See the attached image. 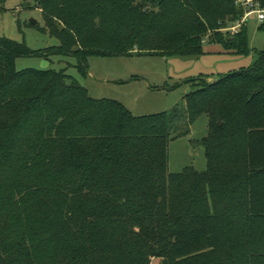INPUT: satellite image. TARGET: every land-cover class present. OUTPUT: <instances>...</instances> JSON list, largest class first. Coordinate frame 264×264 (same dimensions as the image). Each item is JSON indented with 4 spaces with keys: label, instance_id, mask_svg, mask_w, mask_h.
Returning <instances> with one entry per match:
<instances>
[{
    "label": "trees",
    "instance_id": "obj_1",
    "mask_svg": "<svg viewBox=\"0 0 264 264\" xmlns=\"http://www.w3.org/2000/svg\"><path fill=\"white\" fill-rule=\"evenodd\" d=\"M6 0H0L4 3ZM58 46L0 37V264H264V61L134 117L64 70L16 60L246 55L233 0H32ZM263 1V0H259ZM264 29V22L261 24ZM207 117L206 170L167 172L168 144Z\"/></svg>",
    "mask_w": 264,
    "mask_h": 264
},
{
    "label": "rangeland",
    "instance_id": "obj_2",
    "mask_svg": "<svg viewBox=\"0 0 264 264\" xmlns=\"http://www.w3.org/2000/svg\"><path fill=\"white\" fill-rule=\"evenodd\" d=\"M244 26L249 48L246 55L217 53L218 46L204 45L203 50L210 53L199 57H90L85 78L78 74L75 60L67 56L20 58L16 60V69L64 70L91 98L115 101L134 117L154 115L179 105L192 90L189 80L207 77L206 81L212 83L226 74L252 67L264 54V29L255 15L246 18ZM44 29L43 16L32 0L0 3V37L24 44L32 51L58 46V40L49 37ZM207 121L205 115L201 116L190 127L189 135L169 142V174H178L185 168L198 173L206 170L203 148L193 146L191 141L207 135ZM161 263V259L153 258L149 264Z\"/></svg>",
    "mask_w": 264,
    "mask_h": 264
},
{
    "label": "built area",
    "instance_id": "obj_3",
    "mask_svg": "<svg viewBox=\"0 0 264 264\" xmlns=\"http://www.w3.org/2000/svg\"><path fill=\"white\" fill-rule=\"evenodd\" d=\"M234 5L243 11V16L234 26L228 28L232 33H236L242 24H245L246 18L251 15L256 16V21L259 24L264 22V0H233Z\"/></svg>",
    "mask_w": 264,
    "mask_h": 264
},
{
    "label": "water",
    "instance_id": "obj_4",
    "mask_svg": "<svg viewBox=\"0 0 264 264\" xmlns=\"http://www.w3.org/2000/svg\"><path fill=\"white\" fill-rule=\"evenodd\" d=\"M32 24H34V22H32Z\"/></svg>",
    "mask_w": 264,
    "mask_h": 264
}]
</instances>
